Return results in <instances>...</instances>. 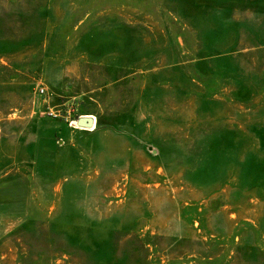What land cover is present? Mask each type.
I'll return each instance as SVG.
<instances>
[{"label":"rangeland","instance_id":"1","mask_svg":"<svg viewBox=\"0 0 264 264\" xmlns=\"http://www.w3.org/2000/svg\"><path fill=\"white\" fill-rule=\"evenodd\" d=\"M0 264H264V0H0Z\"/></svg>","mask_w":264,"mask_h":264},{"label":"built area","instance_id":"2","mask_svg":"<svg viewBox=\"0 0 264 264\" xmlns=\"http://www.w3.org/2000/svg\"><path fill=\"white\" fill-rule=\"evenodd\" d=\"M39 92H40V94L43 95V96H49V97L51 96L50 92H49L48 89H46V88H41V89H39ZM49 115L52 116V117H54V118H59V117H60V115L57 114V113L54 111V109H51V110H50ZM70 116H71V113L68 112V116L66 117V120H69V117H70ZM80 117H82V116H78L77 118H80ZM77 118H76V119H77ZM93 118H94V117H93ZM94 120H95V126H96L97 121H96L95 118H94ZM72 124H74L75 127L78 128V129H85V128H82V127H79V126H78L77 120H73V121H71V125H72ZM94 129H95V128H94ZM94 129H90V130H94Z\"/></svg>","mask_w":264,"mask_h":264},{"label":"water","instance_id":"3","mask_svg":"<svg viewBox=\"0 0 264 264\" xmlns=\"http://www.w3.org/2000/svg\"><path fill=\"white\" fill-rule=\"evenodd\" d=\"M77 123L79 127L85 128V129H94L95 126V120L92 116H82L80 118H77Z\"/></svg>","mask_w":264,"mask_h":264},{"label":"bare ground","instance_id":"4","mask_svg":"<svg viewBox=\"0 0 264 264\" xmlns=\"http://www.w3.org/2000/svg\"><path fill=\"white\" fill-rule=\"evenodd\" d=\"M83 130V129H82Z\"/></svg>","mask_w":264,"mask_h":264}]
</instances>
